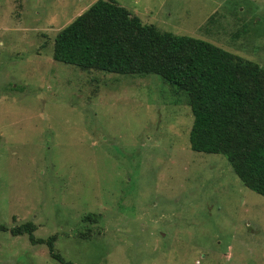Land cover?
<instances>
[{
  "label": "rangeland",
  "instance_id": "rangeland-1",
  "mask_svg": "<svg viewBox=\"0 0 264 264\" xmlns=\"http://www.w3.org/2000/svg\"><path fill=\"white\" fill-rule=\"evenodd\" d=\"M94 1L0 0V223L32 221L75 264H264V197L190 148L185 93L53 59ZM115 1L264 67V0ZM0 264L60 263L7 230Z\"/></svg>",
  "mask_w": 264,
  "mask_h": 264
},
{
  "label": "trees",
  "instance_id": "trees-1",
  "mask_svg": "<svg viewBox=\"0 0 264 264\" xmlns=\"http://www.w3.org/2000/svg\"><path fill=\"white\" fill-rule=\"evenodd\" d=\"M53 59L81 69L156 74L188 97L190 148L222 154L244 186L264 197V67L207 40L161 31L115 0H96L53 39ZM84 221L95 222V213ZM26 221L0 231L27 234L60 264L55 235L36 238Z\"/></svg>",
  "mask_w": 264,
  "mask_h": 264
}]
</instances>
